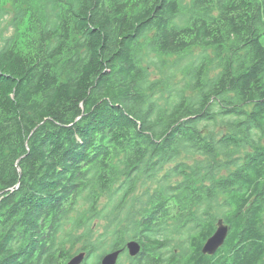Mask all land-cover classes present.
<instances>
[{
    "label": "trees",
    "instance_id": "1",
    "mask_svg": "<svg viewBox=\"0 0 264 264\" xmlns=\"http://www.w3.org/2000/svg\"><path fill=\"white\" fill-rule=\"evenodd\" d=\"M9 15L0 264L78 243L101 264L132 239L127 264H264V0H0Z\"/></svg>",
    "mask_w": 264,
    "mask_h": 264
},
{
    "label": "water",
    "instance_id": "2",
    "mask_svg": "<svg viewBox=\"0 0 264 264\" xmlns=\"http://www.w3.org/2000/svg\"><path fill=\"white\" fill-rule=\"evenodd\" d=\"M229 231L230 226L225 223L224 219H219L214 234L207 239L202 247L203 253L209 255L215 254L225 244ZM125 249L128 250L130 256L135 257L141 252L142 245L139 241L132 239L127 242L125 247L104 254L101 259V264H118L119 258ZM86 256L87 253L81 251L74 255L66 264H82Z\"/></svg>",
    "mask_w": 264,
    "mask_h": 264
},
{
    "label": "rangeland",
    "instance_id": "3",
    "mask_svg": "<svg viewBox=\"0 0 264 264\" xmlns=\"http://www.w3.org/2000/svg\"><path fill=\"white\" fill-rule=\"evenodd\" d=\"M10 5H11L10 1H7L6 4H5L6 7H10ZM10 18H11V15H9L8 18H1L0 19V43L2 42L3 37L9 36L13 32V28H12L11 22L9 21ZM194 53L195 54H199L200 50L196 49L194 51ZM152 73L154 74V72H152ZM81 246H82V243H78L74 248L71 249V245L67 244V248L72 250V255L73 256L78 254V253H80L79 250H80ZM94 255L97 256V252H95ZM130 257L131 256L129 255L128 250L126 249L125 251L122 252L118 263L127 264L129 262V260H130Z\"/></svg>",
    "mask_w": 264,
    "mask_h": 264
}]
</instances>
